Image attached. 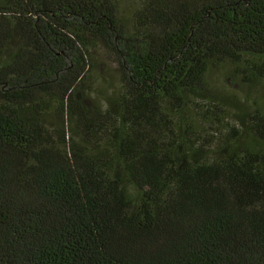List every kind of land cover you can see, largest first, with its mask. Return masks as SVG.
Masks as SVG:
<instances>
[{
    "label": "trees",
    "instance_id": "16d2710c",
    "mask_svg": "<svg viewBox=\"0 0 264 264\" xmlns=\"http://www.w3.org/2000/svg\"><path fill=\"white\" fill-rule=\"evenodd\" d=\"M0 264H264V0H0Z\"/></svg>",
    "mask_w": 264,
    "mask_h": 264
},
{
    "label": "rangeland",
    "instance_id": "374dc122",
    "mask_svg": "<svg viewBox=\"0 0 264 264\" xmlns=\"http://www.w3.org/2000/svg\"><path fill=\"white\" fill-rule=\"evenodd\" d=\"M111 67H108V70H113V69H110ZM223 74H220V75H215L214 79H213V82H223L224 80H227V83H230V86L231 88L235 89L236 91L240 92V93H243L245 94L246 92H248V88L245 87L244 85H241L239 82L240 79L242 78V74H237L236 75V78L230 80L228 77H226L225 73L222 72ZM244 83V82H243Z\"/></svg>",
    "mask_w": 264,
    "mask_h": 264
}]
</instances>
